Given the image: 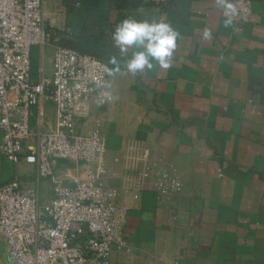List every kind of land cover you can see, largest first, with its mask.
I'll list each match as a JSON object with an SVG mask.
<instances>
[{"label":"crops","instance_id":"crops-1","mask_svg":"<svg viewBox=\"0 0 264 264\" xmlns=\"http://www.w3.org/2000/svg\"><path fill=\"white\" fill-rule=\"evenodd\" d=\"M222 7L220 0L43 1L53 39L33 48L30 60L44 76L58 46L108 69L115 56L121 67L109 76L107 104L91 98L79 109L82 133L98 130L104 139L105 181L127 209V248L113 250L110 264H264V0H252L247 24L227 23ZM125 18L164 21L180 33L171 68L124 70L133 48L122 55L112 32ZM42 108L51 129L55 110ZM145 166L150 174L142 179ZM161 170L174 171L182 191L158 203ZM35 173L0 155V186L20 177L43 206L51 182L34 185ZM56 173L70 180L83 168L57 164ZM0 264H8L2 240Z\"/></svg>","mask_w":264,"mask_h":264},{"label":"built area","instance_id":"built-area-1","mask_svg":"<svg viewBox=\"0 0 264 264\" xmlns=\"http://www.w3.org/2000/svg\"><path fill=\"white\" fill-rule=\"evenodd\" d=\"M44 0H0V155L14 166L35 167L32 183L51 182L50 200L18 177L0 186V240L8 264H110L115 249L125 250L127 209L115 203L118 191L107 185L105 142L98 130L82 133L79 109L93 98L109 100L105 62L74 49L55 47L51 74L31 73V52L52 43L42 15ZM235 24H247L252 0H227ZM227 9L221 16L228 20ZM55 110L51 129L43 126V104ZM133 151V149H130ZM57 164L83 175L64 180ZM150 174L147 166L141 178ZM156 200L182 191L174 171L154 174ZM136 198V197H135Z\"/></svg>","mask_w":264,"mask_h":264},{"label":"clouds","instance_id":"clouds-1","mask_svg":"<svg viewBox=\"0 0 264 264\" xmlns=\"http://www.w3.org/2000/svg\"><path fill=\"white\" fill-rule=\"evenodd\" d=\"M227 9L229 16L227 23H231L230 17L235 15L236 9L227 0H220ZM180 33L169 23L164 21L137 20L125 18L116 25L112 32L114 45L120 53L127 54L129 48L133 51L124 63V70L133 75L151 71L156 65L163 69L172 67L174 50ZM205 38H211L210 30L204 31ZM109 63L114 67L106 69L109 75L120 72L121 67L115 56Z\"/></svg>","mask_w":264,"mask_h":264},{"label":"rangeland","instance_id":"rangeland-1","mask_svg":"<svg viewBox=\"0 0 264 264\" xmlns=\"http://www.w3.org/2000/svg\"><path fill=\"white\" fill-rule=\"evenodd\" d=\"M34 63H35L36 66L39 65V61H38V60H35ZM35 65L31 64V67H32V75H33L32 77H34V78L38 76L39 69H40V67L37 68ZM3 160H4L7 164H10V165L13 167V165H12L11 163H9L8 161H6L4 158H3ZM14 167H15V166H14ZM16 176H18V174H17ZM18 178H20V177H18Z\"/></svg>","mask_w":264,"mask_h":264},{"label":"trees","instance_id":"trees-1","mask_svg":"<svg viewBox=\"0 0 264 264\" xmlns=\"http://www.w3.org/2000/svg\"><path fill=\"white\" fill-rule=\"evenodd\" d=\"M77 51V50H76ZM79 52V51H78ZM80 53H82V52H80ZM31 73H32V67H31ZM33 76V75H32Z\"/></svg>","mask_w":264,"mask_h":264}]
</instances>
